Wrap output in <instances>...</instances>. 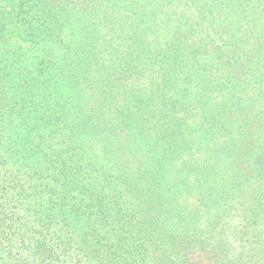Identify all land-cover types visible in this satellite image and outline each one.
<instances>
[{"label": "trees", "instance_id": "16d2710c", "mask_svg": "<svg viewBox=\"0 0 264 264\" xmlns=\"http://www.w3.org/2000/svg\"><path fill=\"white\" fill-rule=\"evenodd\" d=\"M0 264H264V0H0Z\"/></svg>", "mask_w": 264, "mask_h": 264}]
</instances>
